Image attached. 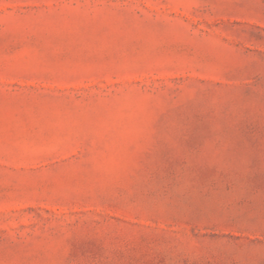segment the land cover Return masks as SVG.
I'll return each mask as SVG.
<instances>
[{"label":"rangeland","instance_id":"rangeland-1","mask_svg":"<svg viewBox=\"0 0 264 264\" xmlns=\"http://www.w3.org/2000/svg\"><path fill=\"white\" fill-rule=\"evenodd\" d=\"M0 264H264V0H0Z\"/></svg>","mask_w":264,"mask_h":264}]
</instances>
